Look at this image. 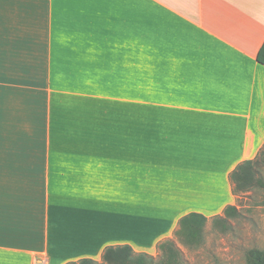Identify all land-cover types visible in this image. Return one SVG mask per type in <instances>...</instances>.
<instances>
[{
	"label": "crops",
	"instance_id": "obj_1",
	"mask_svg": "<svg viewBox=\"0 0 264 264\" xmlns=\"http://www.w3.org/2000/svg\"><path fill=\"white\" fill-rule=\"evenodd\" d=\"M263 41L264 0H0V264L153 255L233 205Z\"/></svg>",
	"mask_w": 264,
	"mask_h": 264
},
{
	"label": "trees",
	"instance_id": "obj_2",
	"mask_svg": "<svg viewBox=\"0 0 264 264\" xmlns=\"http://www.w3.org/2000/svg\"><path fill=\"white\" fill-rule=\"evenodd\" d=\"M256 59L264 65V41L261 44ZM232 192L236 198L249 191L263 193L260 204L264 205V142L254 158L243 160L229 173ZM239 213L236 205H227L221 215L207 217L198 212H189L179 218L175 236L183 244L197 243L208 219L212 222L225 221L228 216ZM247 264H264V251L250 248L245 254ZM181 250L173 238L159 241L157 255L135 252L128 244L108 245L104 247L99 261L81 258L68 261L65 264H183Z\"/></svg>",
	"mask_w": 264,
	"mask_h": 264
},
{
	"label": "rangeland",
	"instance_id": "obj_3",
	"mask_svg": "<svg viewBox=\"0 0 264 264\" xmlns=\"http://www.w3.org/2000/svg\"><path fill=\"white\" fill-rule=\"evenodd\" d=\"M262 196L263 193L257 190L240 195L233 204L239 213L228 216L225 221L208 219L197 243L183 244L174 236L183 264H247L245 254L248 249L264 251Z\"/></svg>",
	"mask_w": 264,
	"mask_h": 264
}]
</instances>
